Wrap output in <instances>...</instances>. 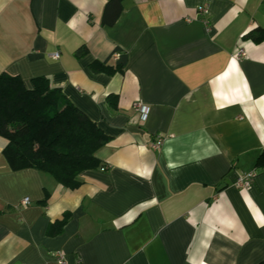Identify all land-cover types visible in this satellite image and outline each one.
<instances>
[{
	"label": "crops",
	"instance_id": "0c3cea01",
	"mask_svg": "<svg viewBox=\"0 0 264 264\" xmlns=\"http://www.w3.org/2000/svg\"><path fill=\"white\" fill-rule=\"evenodd\" d=\"M109 1L0 0V74L46 78L109 138L70 190L12 171L0 136V264H264V0H123L108 25Z\"/></svg>",
	"mask_w": 264,
	"mask_h": 264
},
{
	"label": "trees",
	"instance_id": "16d2710c",
	"mask_svg": "<svg viewBox=\"0 0 264 264\" xmlns=\"http://www.w3.org/2000/svg\"><path fill=\"white\" fill-rule=\"evenodd\" d=\"M122 1L110 0L106 4L104 24L115 21ZM112 7L115 10L109 16ZM250 38L260 43L264 41V32L255 30ZM115 53L119 56L114 67L94 68L107 74L122 71L125 54ZM111 100L114 107L116 97L110 96L108 102ZM0 136L6 140L2 154L12 171L34 169L70 190L79 187L82 172L100 166L95 153L109 140L60 89L51 87L46 78L32 79L31 87L27 88L18 76L6 73L0 74ZM262 157L264 154L257 157L256 167L264 165ZM67 220L66 215L53 233H58Z\"/></svg>",
	"mask_w": 264,
	"mask_h": 264
},
{
	"label": "built area",
	"instance_id": "2783aa9c",
	"mask_svg": "<svg viewBox=\"0 0 264 264\" xmlns=\"http://www.w3.org/2000/svg\"><path fill=\"white\" fill-rule=\"evenodd\" d=\"M206 5H203L199 8V11L202 12V13H205L206 12ZM241 56L243 55V50L242 49H239L236 56ZM118 53H114L113 54V58L114 59H117L118 58ZM52 59H58V53H54L52 55ZM132 108L134 111H136L137 113H140L141 115L144 114L145 112V108L140 105L139 103H133L132 105ZM162 144V139L160 138H157L152 144H151V147L153 149H158ZM255 176V172L254 171H248V172H245L243 174H241L240 176L237 177V179L235 180V183H234V186L238 189H247L248 187L251 186L252 182H253V178ZM21 204L26 206L29 204V199L28 198H24L22 201H21ZM55 263L56 264H66L65 262V259H64V256L61 254V253H56L55 256Z\"/></svg>",
	"mask_w": 264,
	"mask_h": 264
}]
</instances>
